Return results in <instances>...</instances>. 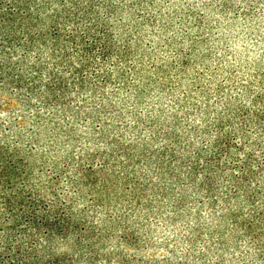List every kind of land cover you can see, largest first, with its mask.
<instances>
[{"label":"rangeland","instance_id":"rangeland-1","mask_svg":"<svg viewBox=\"0 0 264 264\" xmlns=\"http://www.w3.org/2000/svg\"><path fill=\"white\" fill-rule=\"evenodd\" d=\"M0 253L264 264V0H0Z\"/></svg>","mask_w":264,"mask_h":264},{"label":"trees","instance_id":"trees-1","mask_svg":"<svg viewBox=\"0 0 264 264\" xmlns=\"http://www.w3.org/2000/svg\"><path fill=\"white\" fill-rule=\"evenodd\" d=\"M11 24H15L13 19H9ZM7 22V21H6ZM6 257V258H5ZM12 260V258H9L7 256H4L2 253H0V264H9V261ZM10 264H15L13 261H10Z\"/></svg>","mask_w":264,"mask_h":264}]
</instances>
